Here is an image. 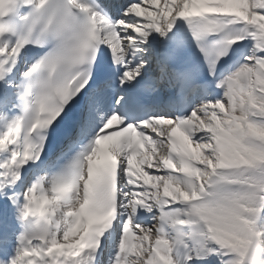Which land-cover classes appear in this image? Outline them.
Returning a JSON list of instances; mask_svg holds the SVG:
<instances>
[{
    "label": "snow or ice",
    "instance_id": "obj_1",
    "mask_svg": "<svg viewBox=\"0 0 264 264\" xmlns=\"http://www.w3.org/2000/svg\"><path fill=\"white\" fill-rule=\"evenodd\" d=\"M0 264H264V0L0 17Z\"/></svg>",
    "mask_w": 264,
    "mask_h": 264
},
{
    "label": "clouds",
    "instance_id": "obj_2",
    "mask_svg": "<svg viewBox=\"0 0 264 264\" xmlns=\"http://www.w3.org/2000/svg\"><path fill=\"white\" fill-rule=\"evenodd\" d=\"M21 0H0V17L5 15L15 17Z\"/></svg>",
    "mask_w": 264,
    "mask_h": 264
}]
</instances>
